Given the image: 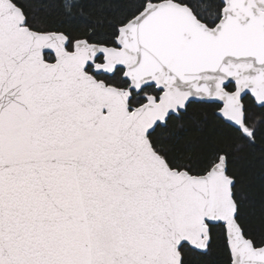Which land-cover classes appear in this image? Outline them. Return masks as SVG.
<instances>
[{
  "label": "snow or ice",
  "instance_id": "6c2138e0",
  "mask_svg": "<svg viewBox=\"0 0 264 264\" xmlns=\"http://www.w3.org/2000/svg\"><path fill=\"white\" fill-rule=\"evenodd\" d=\"M195 103L255 142L264 0H130L102 38L0 0V264H185L214 229L226 264H264L232 146L193 166L154 136Z\"/></svg>",
  "mask_w": 264,
  "mask_h": 264
},
{
  "label": "trees",
  "instance_id": "16d2710c",
  "mask_svg": "<svg viewBox=\"0 0 264 264\" xmlns=\"http://www.w3.org/2000/svg\"><path fill=\"white\" fill-rule=\"evenodd\" d=\"M79 5L68 14L64 0H27V10L38 26L59 27L68 31L91 28L102 38L112 25L129 10L130 0H76ZM260 111L251 108L249 116L257 119ZM172 153L197 165L211 150L229 143V171L237 179L240 215L245 228L257 238L264 237V123L257 126L254 143L235 139L225 126L215 119L213 109L204 104H192L187 113L169 122L167 128L154 133ZM185 264H226L227 257L218 230L206 252L186 250Z\"/></svg>",
  "mask_w": 264,
  "mask_h": 264
},
{
  "label": "water",
  "instance_id": "95a60500",
  "mask_svg": "<svg viewBox=\"0 0 264 264\" xmlns=\"http://www.w3.org/2000/svg\"><path fill=\"white\" fill-rule=\"evenodd\" d=\"M200 252V251H199Z\"/></svg>",
  "mask_w": 264,
  "mask_h": 264
}]
</instances>
